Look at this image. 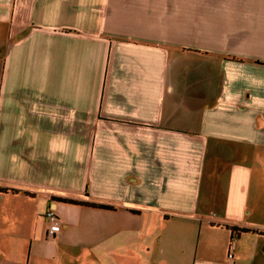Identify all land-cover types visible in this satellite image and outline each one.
<instances>
[{
  "label": "crops",
  "instance_id": "1",
  "mask_svg": "<svg viewBox=\"0 0 264 264\" xmlns=\"http://www.w3.org/2000/svg\"><path fill=\"white\" fill-rule=\"evenodd\" d=\"M0 264H264V0H0Z\"/></svg>",
  "mask_w": 264,
  "mask_h": 264
},
{
  "label": "built area",
  "instance_id": "2",
  "mask_svg": "<svg viewBox=\"0 0 264 264\" xmlns=\"http://www.w3.org/2000/svg\"><path fill=\"white\" fill-rule=\"evenodd\" d=\"M45 217L49 222V227L47 230V236L53 237V236H55V234H57L60 231V228H61L60 223L58 221V217L55 214L53 209L47 210ZM233 249H234V246L231 244V246L229 248V254H228L229 259H232Z\"/></svg>",
  "mask_w": 264,
  "mask_h": 264
},
{
  "label": "trees",
  "instance_id": "3",
  "mask_svg": "<svg viewBox=\"0 0 264 264\" xmlns=\"http://www.w3.org/2000/svg\"><path fill=\"white\" fill-rule=\"evenodd\" d=\"M66 203H70V204H74V205H86V206H91V207H101V206H97V205H94V204H89V203H86V202H80V201H75V200H67ZM225 228L228 229L231 232L232 235L237 234L238 232L257 233L255 230H248V229L241 230V229H238L236 227L225 226Z\"/></svg>",
  "mask_w": 264,
  "mask_h": 264
}]
</instances>
